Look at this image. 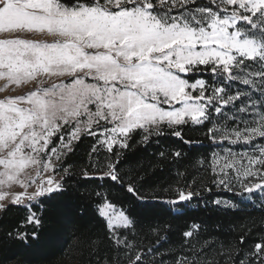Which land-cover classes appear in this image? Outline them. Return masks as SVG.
I'll return each instance as SVG.
<instances>
[{"label":"snow or ice","instance_id":"6c2138e0","mask_svg":"<svg viewBox=\"0 0 264 264\" xmlns=\"http://www.w3.org/2000/svg\"><path fill=\"white\" fill-rule=\"evenodd\" d=\"M72 181L104 229L88 264H264V223L194 220L173 242L140 215L264 207V0H0V212L34 226L7 236L38 242Z\"/></svg>","mask_w":264,"mask_h":264},{"label":"trees","instance_id":"16d2710c","mask_svg":"<svg viewBox=\"0 0 264 264\" xmlns=\"http://www.w3.org/2000/svg\"><path fill=\"white\" fill-rule=\"evenodd\" d=\"M187 136L194 140L204 139L202 133L195 128L187 130ZM163 143L170 144L171 140ZM86 149L87 143L77 154L74 164L84 166L87 160ZM155 150L151 148L149 151L155 152ZM205 151L202 149L201 154ZM133 153L128 157L129 162L126 167L133 168L147 164L150 158L148 154L135 149ZM193 164L194 160H190L186 166L195 172ZM77 179L79 180V177ZM71 183L77 186L78 191L83 195H77L70 189L64 197L41 206L37 212V215L43 217L40 226L41 239L38 242L23 243L7 236V233L13 231L31 233L33 230L34 226L26 223L25 218L28 212L22 207L13 206L6 214L3 212L0 214V264H88L89 241L95 239L99 242V239L103 237L104 229L102 222L94 215V203L88 196L93 185L88 184L84 188H79L77 181ZM219 195L228 197L231 194L220 193ZM68 204L76 206L71 216L66 212ZM117 207L120 205L117 204ZM182 211L184 214L178 215L171 211L170 206L163 205L141 211L140 215L149 217L145 224L151 222L153 216L171 224L174 235H169L173 242L179 240V233L185 224L194 220H206L210 225L215 224L217 220L234 221L241 227L248 225L254 229L264 223V207L256 205L240 208L238 212L228 213L226 217L223 214L217 216L216 213L206 212L203 210V204L196 202Z\"/></svg>","mask_w":264,"mask_h":264},{"label":"rangeland","instance_id":"374dc122","mask_svg":"<svg viewBox=\"0 0 264 264\" xmlns=\"http://www.w3.org/2000/svg\"><path fill=\"white\" fill-rule=\"evenodd\" d=\"M29 191H31V189H29ZM221 198H224V197H221ZM253 204L256 205V206H262V201L260 198H256L254 197L253 198ZM253 204H244V205H241L240 208H247V207H250V206H253ZM117 207V206H116ZM117 209H119V207H117ZM2 212H0L1 214Z\"/></svg>","mask_w":264,"mask_h":264}]
</instances>
